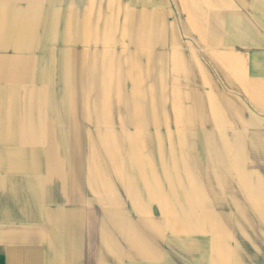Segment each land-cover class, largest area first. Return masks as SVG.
I'll return each mask as SVG.
<instances>
[{
  "label": "crops",
  "instance_id": "1",
  "mask_svg": "<svg viewBox=\"0 0 264 264\" xmlns=\"http://www.w3.org/2000/svg\"><path fill=\"white\" fill-rule=\"evenodd\" d=\"M5 264H264V0H0Z\"/></svg>",
  "mask_w": 264,
  "mask_h": 264
},
{
  "label": "trees",
  "instance_id": "2",
  "mask_svg": "<svg viewBox=\"0 0 264 264\" xmlns=\"http://www.w3.org/2000/svg\"><path fill=\"white\" fill-rule=\"evenodd\" d=\"M0 264H5L4 257L0 255Z\"/></svg>",
  "mask_w": 264,
  "mask_h": 264
}]
</instances>
